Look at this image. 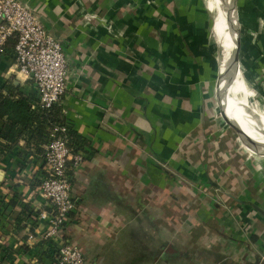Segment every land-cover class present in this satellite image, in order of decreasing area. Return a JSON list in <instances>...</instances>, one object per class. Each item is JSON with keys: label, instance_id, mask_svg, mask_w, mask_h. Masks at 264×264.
I'll use <instances>...</instances> for the list:
<instances>
[{"label": "crops", "instance_id": "1", "mask_svg": "<svg viewBox=\"0 0 264 264\" xmlns=\"http://www.w3.org/2000/svg\"><path fill=\"white\" fill-rule=\"evenodd\" d=\"M20 1L68 60L60 105L85 162L69 166L77 210L62 238L86 264H264V155L248 156L210 127L219 49L204 17L152 19L145 0ZM12 51L0 57V93H17L10 81L36 95ZM38 156L23 139L0 156V211L9 210L0 216V264H51L53 245L36 220L45 208Z\"/></svg>", "mask_w": 264, "mask_h": 264}, {"label": "built area", "instance_id": "2", "mask_svg": "<svg viewBox=\"0 0 264 264\" xmlns=\"http://www.w3.org/2000/svg\"><path fill=\"white\" fill-rule=\"evenodd\" d=\"M12 38L16 40L12 51L14 63L18 72L34 84L37 107L48 110L60 105L70 74L61 43L26 4L20 0H0V57L6 54L5 47ZM43 148L46 171L40 176L39 192L45 208L36 216L37 222L45 226L41 240L53 245L55 264H86L81 248L62 238L65 226L77 210L69 166L79 168L85 156L73 152L66 125L50 130L49 142Z\"/></svg>", "mask_w": 264, "mask_h": 264}, {"label": "rangeland", "instance_id": "3", "mask_svg": "<svg viewBox=\"0 0 264 264\" xmlns=\"http://www.w3.org/2000/svg\"><path fill=\"white\" fill-rule=\"evenodd\" d=\"M154 1L157 2L158 7L149 5L147 3L149 7V16L152 19H154V17L157 15L156 18L159 21L165 20L164 22H166L167 19H169V21H174L175 19H177L181 22V24H185L186 21H191L193 19L196 12V14H198L199 16L204 17V19L202 20V24L206 26V36L209 39L211 38V47L215 42L212 50H216L218 48L217 42L215 40H218V42H220V48H223V43H221L223 32L219 31L218 33H216V35H214V29L218 24L221 25V20L219 19L217 13L212 9V6L209 4L208 0H159L162 1V3H160V6L157 0ZM204 1L207 4V7H209V9L211 10V18H209L210 16L208 17L206 14ZM170 3H173V5H169ZM236 4L238 7L239 17L242 15L240 19V47L237 52V62L241 75H243L244 78L248 81L250 87L254 88L257 91L258 95L256 97V100L259 101L264 107V0H236ZM167 24L169 25L170 23ZM178 28L179 33L182 34L180 27ZM167 30L168 33H170V28H168ZM169 45L170 43L168 44V46ZM220 54L221 51L219 50L217 56H214L212 58L213 62L210 66L212 75V78L210 79V88L212 92H210L213 95L212 111L214 116V119H212V121L209 120L210 127L215 126L214 129L220 128L224 132L227 131L229 133V136H227L228 140L236 148H240L241 142L239 143L238 141L240 136L236 134V132L224 122L221 115V106L218 101V93H214L215 87H218L219 81L217 73H219V65L221 62ZM213 130L210 131V133L212 134V138L214 135ZM242 151L246 152L244 148L242 149ZM183 185L185 186V184Z\"/></svg>", "mask_w": 264, "mask_h": 264}, {"label": "bare ground", "instance_id": "4", "mask_svg": "<svg viewBox=\"0 0 264 264\" xmlns=\"http://www.w3.org/2000/svg\"><path fill=\"white\" fill-rule=\"evenodd\" d=\"M149 5L158 7L154 0H145ZM209 4L218 12L221 25L218 24L214 29V35L219 31L222 35V49L220 62V82L217 87V93L224 107L231 108L236 120L231 115L228 118L237 125L243 132L244 137H239V142L245 150L252 154L262 156L264 154V107L256 100V95H251L249 90L257 93L254 88L250 87L248 81L241 75L237 62V52L240 47V17L236 0H222L220 5L214 0H208ZM157 4V5H156ZM242 17V15H241ZM217 41V44L220 42ZM225 80V81H224ZM244 121L246 129L238 121ZM253 122V124L247 122ZM247 138V139H246ZM250 140L255 146L247 143Z\"/></svg>", "mask_w": 264, "mask_h": 264}, {"label": "trees", "instance_id": "5", "mask_svg": "<svg viewBox=\"0 0 264 264\" xmlns=\"http://www.w3.org/2000/svg\"><path fill=\"white\" fill-rule=\"evenodd\" d=\"M15 44L16 40L10 39L5 47V52L14 50ZM8 83L10 88L16 90L17 93L14 96L0 93V156L8 155L23 139L27 147L39 155L38 158H41L40 172L43 175L46 168L42 160L44 154L40 147L49 142L50 130L66 125L63 109L61 105L48 110L37 107V93L36 95H25L18 91L13 83L10 81ZM68 136L73 152L77 153V146H83L84 142L69 129ZM2 194L0 189V195ZM8 212V208L0 211V216ZM48 256L51 258V264H55L56 253Z\"/></svg>", "mask_w": 264, "mask_h": 264}, {"label": "water", "instance_id": "6", "mask_svg": "<svg viewBox=\"0 0 264 264\" xmlns=\"http://www.w3.org/2000/svg\"><path fill=\"white\" fill-rule=\"evenodd\" d=\"M213 24V23H212ZM213 30V29H212ZM216 41V40H215ZM217 42V41H216ZM218 45V49L221 51V49H220V47H219V44H217ZM220 60H221V54H220ZM237 60V59H236ZM219 70H220V65H219ZM221 77H220V75L218 76V86H219V82H220V79ZM225 81V80H224ZM221 115H222V117H223V120H225V122H226V124L229 126V127H231L235 132H236V134H238L241 138H243L244 137V134H243V132L237 127V125L236 124H234L229 118H228V116H227V114H226V112L224 111V109L221 107ZM247 139V138H246ZM247 143H249V144H251V145H253V146H255V144L254 143H251L250 142V140H247ZM241 149H243V147L241 146L240 147ZM246 151V150H245ZM246 154L248 153V151H246L245 152ZM248 156H250V157H257V156H254V154H252V153H248L247 154ZM264 155V154H263Z\"/></svg>", "mask_w": 264, "mask_h": 264}]
</instances>
